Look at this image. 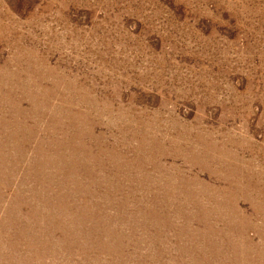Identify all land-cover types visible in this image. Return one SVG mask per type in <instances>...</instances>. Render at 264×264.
Masks as SVG:
<instances>
[{
	"label": "rangeland",
	"instance_id": "1",
	"mask_svg": "<svg viewBox=\"0 0 264 264\" xmlns=\"http://www.w3.org/2000/svg\"><path fill=\"white\" fill-rule=\"evenodd\" d=\"M0 264H264V0H0Z\"/></svg>",
	"mask_w": 264,
	"mask_h": 264
}]
</instances>
